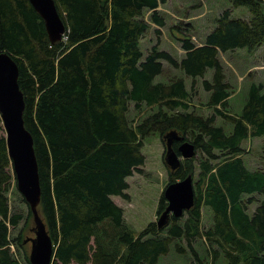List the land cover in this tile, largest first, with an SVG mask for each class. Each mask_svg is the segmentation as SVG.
I'll list each match as a JSON object with an SVG mask.
<instances>
[{
    "label": "trees",
    "instance_id": "1",
    "mask_svg": "<svg viewBox=\"0 0 264 264\" xmlns=\"http://www.w3.org/2000/svg\"><path fill=\"white\" fill-rule=\"evenodd\" d=\"M54 1L67 38L51 43L29 0H0V54L9 53L18 66L24 126L38 168V211L53 242L51 264H159L170 250L190 251L197 264H209L194 250L197 240L212 264L221 257L225 264H264V168H249L242 158L245 139L264 137V92L252 83L240 113L228 112L231 85L219 58V51L264 42V0H230L246 6L250 18L223 10L200 44L188 28L181 31L177 58L157 44L144 57L140 48L149 25L158 38L163 33L161 9L168 0ZM175 20L178 30L190 26ZM164 63L171 77L154 81ZM171 68L183 75H171ZM208 68L212 75L202 86L213 113L203 116L190 110L191 89ZM143 106L151 111L138 119ZM217 116L232 124L229 133L215 123ZM170 131L197 150L175 170L167 168L169 182L194 176V204L163 226L149 222L136 233L112 196L129 199L128 177L145 174L144 138ZM11 168L0 119V264H31L32 213L12 187ZM9 191L25 210L11 202ZM157 204L159 214L167 205L163 193Z\"/></svg>",
    "mask_w": 264,
    "mask_h": 264
},
{
    "label": "rangeland",
    "instance_id": "2",
    "mask_svg": "<svg viewBox=\"0 0 264 264\" xmlns=\"http://www.w3.org/2000/svg\"><path fill=\"white\" fill-rule=\"evenodd\" d=\"M225 9H229L231 18H250V12L246 6L235 7L230 0H168L162 5L161 9L162 14L165 17L167 16V19L165 26L162 28L163 33L160 38L154 33L153 25H149L145 32L146 37L140 40L143 57L147 54L148 47L150 50L156 44L159 50L163 49L176 58L180 57V54L183 53L178 41L180 32H185L186 28H188L187 30H190L196 37V41H204L206 34L216 26V18ZM175 19L190 23V26L185 27L183 25L178 30L174 27L176 24ZM193 40L195 42V39ZM219 58L224 67L226 80L231 84L232 92L228 98V111L231 114H238L244 105L248 89L252 83L262 84V91H264V42L259 47L251 50L236 48L234 50L221 51L219 52ZM164 71V74L157 75L154 81H167L171 77L170 74H167L169 66L166 63H164ZM211 72L212 69L208 68L203 77H197L191 89L190 110L203 116L213 113V108L207 105L209 92L205 91L202 86V80L211 78ZM174 74L177 76L183 75L179 69L171 68V75ZM184 78L187 89H190L191 79L188 77ZM141 110L143 111L138 119L146 116L151 111L147 106H143ZM136 113V108L132 106L129 119L133 120ZM215 123L222 125L226 133H229L232 129V124L225 122L220 116L216 117ZM242 147L244 148L242 158L247 167L253 168L260 165L264 168L263 136L245 139L242 142ZM163 149L164 146L157 133L146 136L141 149L145 156L143 165L145 174L135 172L128 177L129 186L125 191L129 194V199L124 200L120 196H112L113 201L123 208L125 224L136 233L144 228L147 223L157 221V203L168 183L167 166L163 160ZM193 180L195 181L194 176ZM12 187L13 189L15 188L13 184ZM9 196L12 203L18 204L25 210V205L19 196L13 191H9ZM208 222L209 217L205 215L203 223L208 224ZM27 246L29 249V244ZM185 246L187 247L186 244ZM194 250L203 259L204 263L207 261L212 264L209 257L204 260L206 254L200 240L195 242ZM174 252V250H170L168 254L161 256L159 264H197L190 251H188L187 256L184 254L176 255ZM225 263L224 257H221L220 261L216 262V264Z\"/></svg>",
    "mask_w": 264,
    "mask_h": 264
},
{
    "label": "water",
    "instance_id": "3",
    "mask_svg": "<svg viewBox=\"0 0 264 264\" xmlns=\"http://www.w3.org/2000/svg\"><path fill=\"white\" fill-rule=\"evenodd\" d=\"M29 3L42 18L50 42L60 41L65 26L55 1L29 0ZM23 110L24 100L18 86L17 63L9 53L2 52L0 54V119L7 153L15 174L16 188L32 213V230L35 236L29 239L28 258L31 264H51L54 254L53 242L38 211L40 185L37 161L32 136L24 126ZM165 139L164 161L171 169H175L179 166L180 160L171 143L173 139L179 137L173 131L165 134ZM178 150L184 158H190L195 153L194 145L188 141L180 143ZM163 195L167 206L157 218L158 227L166 224L170 215L179 217L184 210L193 206L195 192L191 175L169 182L163 190Z\"/></svg>",
    "mask_w": 264,
    "mask_h": 264
},
{
    "label": "flooded vegetation",
    "instance_id": "4",
    "mask_svg": "<svg viewBox=\"0 0 264 264\" xmlns=\"http://www.w3.org/2000/svg\"><path fill=\"white\" fill-rule=\"evenodd\" d=\"M174 143V142H173Z\"/></svg>",
    "mask_w": 264,
    "mask_h": 264
}]
</instances>
